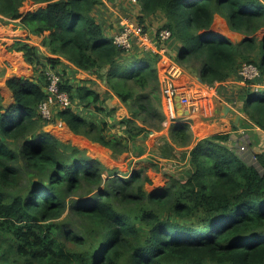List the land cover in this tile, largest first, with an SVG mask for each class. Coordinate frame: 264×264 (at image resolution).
<instances>
[{"label": "trees", "instance_id": "trees-1", "mask_svg": "<svg viewBox=\"0 0 264 264\" xmlns=\"http://www.w3.org/2000/svg\"><path fill=\"white\" fill-rule=\"evenodd\" d=\"M25 1L46 5L23 14ZM101 3L0 0V15L21 19L32 39L52 55L16 41L11 50L23 52L25 61L40 70L32 78L7 80L11 104H4L0 91V264H264V155H254L257 163H249L235 153L230 133L200 139L189 156L182 155L183 161L188 158L187 171L151 192L145 185L152 181L142 168L122 175L109 170L105 178L108 168L100 159L45 129L57 119L117 157L130 152L139 137L163 127L160 56L117 46L115 35L109 36L95 16ZM138 4L146 31L147 19L163 14L162 29L172 33V59L180 66L198 63L204 84L228 81L244 63L256 64L261 74L254 81H263L264 38L256 33L264 28V0ZM217 13L244 35L240 42L201 32L212 27ZM64 59L96 73L109 90L73 84ZM59 65L65 67L61 88L73 105L55 107L48 120L39 110L47 98L44 67L57 71ZM250 86L238 95L241 110L264 130V90ZM115 96L128 106L130 117L114 118L118 108L110 102ZM170 137L173 144L163 142L158 149L162 158L173 159L176 146L192 143L191 121L178 118Z\"/></svg>", "mask_w": 264, "mask_h": 264}, {"label": "crops", "instance_id": "crops-1", "mask_svg": "<svg viewBox=\"0 0 264 264\" xmlns=\"http://www.w3.org/2000/svg\"><path fill=\"white\" fill-rule=\"evenodd\" d=\"M111 1V0H110ZM120 2H123L125 4H130L128 0H119ZM112 2V1H111ZM26 7V6H25ZM33 7V6H31ZM108 8V7H107ZM108 10V9H107ZM107 10H99V15L98 13H95V16L99 22H101L105 29L106 32L108 33L109 36L113 37L116 35L120 29H121V21L124 19V17H121L119 26H117L116 22L115 25L111 23V21H107V23H104L103 20L100 19L101 17H104V11ZM22 12V11H21ZM29 11H26L23 14H26ZM123 14V13H122ZM1 16V15H0ZM221 16H223L221 14ZM220 13H217L214 18V23L212 27H219V31H216L220 35L227 36L230 38L232 41L235 43L238 41L240 42L242 39L240 38V33L238 34L237 32L232 31L228 27V22L227 19L223 16L221 17ZM4 19H7L8 21H11V24H3L2 21H0V37H4L6 39H9L11 42L8 43L10 46L9 49H5V51L0 52V66L6 67L7 64H10L11 59H9L10 56L13 58V53H20L22 55V59L25 63H27L24 59V54L23 52H17V51H12L11 47L13 44L18 41L15 35L9 36L10 33H16L15 25L12 24V22H15L16 20L3 17ZM153 19L156 17L153 16ZM19 20V19H18ZM17 20V21H18ZM160 21L165 22V18L162 16L160 18ZM149 22V21H148ZM21 23V21H20ZM25 28V27H24ZM21 29L18 27V30ZM26 29V28H25ZM24 29V31H25ZM27 30V29H26ZM28 31V30H27ZM29 32V31H28ZM223 33V34H222ZM234 33H237L238 37H234ZM26 35L30 38L27 43L38 46L40 47L41 51L43 54L47 56H52L46 47L41 46V44H38L35 42L31 35L30 32L27 33ZM139 50L140 48L137 47ZM172 51V52H171ZM169 53L170 55L174 56L175 55V50H174V44L169 45ZM3 58V59H2ZM65 66L70 72H74L77 75L78 78V84H86L88 86H91L93 88H96L99 91H106L109 90L104 81L96 74V73H90L85 70H81L77 68L74 64L71 62L67 61L64 59ZM28 64V63H27ZM176 64V62H173L172 60H168L167 57H162L160 61L157 64L158 70H159V77L160 81H162L163 76L166 75L167 71L170 69V67H173ZM15 66V65H14ZM51 66H47L45 69H52L48 68ZM16 68V66H15ZM58 72L61 74L62 77V71H60L59 68H57ZM197 75V76H196ZM35 76V75H34ZM33 76V77H34ZM7 77V78H6ZM6 77H5V82L4 85L0 86V91L3 93L4 90L6 89L8 92V99L4 100V104L8 105L11 104L14 101L12 91L10 88L7 86V80L12 77L8 76V71H6ZM67 77V76H66ZM198 74H193L189 73L188 71L182 72V74L179 76L177 79V82L179 83V86L187 87V88H197L200 89L203 92V101L202 104L198 107L195 108L193 111L191 118L189 119L191 121V129L193 131V134H197L198 132H202L201 136L198 137H204V136H211L215 134H220V133H230V145L233 146L234 151L236 154L239 156H244L248 160L249 163L256 164L257 163V158L254 155H264V130L260 129L258 126H256L241 110V101L238 99V95L240 91L244 89V84L241 82L240 77L238 74L232 76L228 81H225L223 83H216L214 86H208L207 84L201 83L198 80ZM32 78V77H28ZM69 79V78H68ZM71 80V79H70ZM72 82V81H71ZM206 90V93L203 91ZM11 91V92H10ZM163 100V98H162ZM163 104V103H162ZM177 104V103H176ZM110 105L116 106L117 112L115 113L114 118L117 120H120L125 117H130V112L126 104H124L118 97H114ZM230 107V112H228L225 115L224 108L225 106ZM163 110H164V105H163ZM98 118H102V115H98ZM107 120V119H106ZM61 122V121H60ZM63 123V122H61ZM65 124V123H63ZM141 126H143L142 122H139ZM66 125V124H65ZM217 126L214 129V126ZM48 126H51L50 124L46 125L45 129H47ZM67 126V125H66ZM170 128L171 125H166L162 127L160 130H153L149 134L151 135L150 138H148V141H145V137L141 136L139 137V140L137 142V145L132 146V150L130 152L124 153L122 155H119L117 157L118 160L115 162L116 164H108L104 159L101 158V155H95V158L100 159L108 168L106 172L109 170H115L117 167H119V172L120 175L122 174H128L125 170L122 172V169H120V166H123L125 163V160L133 162L135 166L134 168L138 169L137 165L142 168L146 175L152 179L153 181L156 182H162L165 177L162 172V170H165L164 173L169 172L170 170L167 168V163L173 162V163H180L182 161L181 156L183 153L189 155V151L198 143V140L195 144L189 145L187 147H177V155L173 159L167 160L168 162H158V165L156 166L155 170L154 168V161L150 155L157 154L155 152H159L158 149L160 145L164 142H169L172 143V139L170 137ZM195 128L198 130L196 133ZM113 129H110V132H112ZM51 132V131H49ZM114 133L122 134V131L118 130L115 131L113 130ZM204 132V133H203ZM52 133V132H51ZM76 135V134H75ZM80 136V135H78ZM194 138V137H193ZM247 138V139H245ZM243 139L246 140V151L240 150V147L244 143ZM142 140V141H141ZM94 143V142H92ZM193 143V141H192ZM96 144V143H95ZM98 144V143H97ZM100 145V144H98ZM108 149V148H107ZM104 153L105 157L109 158L111 162H114L112 159L115 158L113 156L112 151L109 149V153L105 151ZM103 153V152H102ZM89 154V152H88ZM252 155V156H251ZM89 156H91L89 154ZM99 156V157H96ZM92 157V156H91ZM188 158L186 157L184 162L187 164ZM154 163V164H153ZM156 165V164H155ZM188 167V164H187ZM185 167V168H187ZM115 168V169H114ZM132 171L129 170L128 172L130 173ZM151 180V181H152ZM152 184V183H151ZM157 185V184H156ZM159 186V184L157 185ZM158 188V187H157Z\"/></svg>", "mask_w": 264, "mask_h": 264}, {"label": "rangeland", "instance_id": "rangeland-1", "mask_svg": "<svg viewBox=\"0 0 264 264\" xmlns=\"http://www.w3.org/2000/svg\"><path fill=\"white\" fill-rule=\"evenodd\" d=\"M101 1H102V3L99 4L96 7V14L98 13V15H99V10H102V9L107 10L108 9L107 11H104V17L100 16V19L103 20L104 23H107V21H111L112 25L113 24L115 25V22H116L117 23L116 25L119 26L121 17H124L125 19H133V20L139 22V19H140L139 16L141 14V8H140L138 3H130V4L127 3V4H125L123 2H120L119 0H111L112 2L110 0H101ZM45 5L46 4H36V5H34L33 3L29 2V1H25L24 6L21 8V11H22V13H25L26 11H33L36 8L40 7V6H45ZM31 6H33V7H31ZM162 16H163L162 13H158V14L155 15V17H156L155 19L152 18L153 16L149 17L147 19L149 21L148 22V28H149L148 32L151 35V37L153 38V40H157L158 39L155 35L158 34V31H161V29H162V27H163V25L165 23V22L160 21V18ZM220 16H221V14H220ZM221 17H223V16H221ZM17 20L15 22H12V24L15 25L16 33L15 34L14 33H10L9 36L15 35L18 40H22V41H27L28 42V40L30 38L26 35V32L27 33H29V32L20 23L21 19H19L18 21ZM0 21H2V23L5 24V25L6 24H11V21H8L7 19L2 18L1 16H0ZM18 27H20L22 29L18 30ZM228 27H229V25H228ZM24 29H25V31H24ZM229 29H230V27H229ZM219 30H220L219 27L216 26V27H211L209 30H202L201 32L202 33H206V32H210V31H212V32L214 31L215 33H217L216 31H219ZM237 33H234V37H238ZM217 34H219V33H217ZM256 37L259 40L264 38V28L256 33ZM171 38L172 37H170L167 41L164 42V45L167 46L166 52H165L164 55H159L160 56L159 61H160V59L162 57L165 56V57H167L168 60H172L173 62H175L172 59V56L169 53V45L172 43ZM240 38L241 39L244 38V35L242 33H240ZM9 42H11L9 39H6L4 37H0V51H5V49H9L10 48V46L8 45ZM232 42H234V41H232ZM157 43L159 44L160 41L158 40ZM236 43H238V41ZM257 57H258V52L256 51V52L253 53V56L250 57V59L254 60ZM9 59H11L10 64H7L6 67L0 66V86H2V84L4 85V82L6 80L5 79L6 71H8V76L9 77L10 76H12V77H14V76H18V77H33L34 75H37L38 70H40V67L36 68L33 65L25 63L23 61L22 55L20 53H13V58H12V56H10ZM18 61H22L23 63H18ZM14 65L16 66V68H15ZM175 65H177V64H175ZM254 65L256 66V64H254ZM58 68L60 69V71L63 72V70H64V66L63 65H59ZM181 68H182L183 72L188 71L189 73L191 72L193 74H198L197 72H198V70L200 68V65L198 63H196V62H192V63H187L184 66H181ZM44 69H45V67H44ZM66 73H67V78L71 79L73 84H78V78H77V75L74 72H70L68 69H66ZM261 80H263V81L261 83H259V84H256L255 81H252V83L254 84L253 87L250 86L252 84L251 81H249L250 83L249 82L243 83L245 85L244 88H246L247 86H250L249 88H251L252 91L264 90V79H261ZM192 89L193 90H198V87L197 88H192ZM203 91L205 92V94H207L206 90H203ZM2 95L4 97V100L8 99V95L9 94H8L6 89L4 90ZM161 96H162V92H161ZM91 118H94V117H91ZM95 120H97V119H95ZM185 121L188 122L190 120L187 119ZM50 125L51 126H48L47 129L49 131H51L52 133H54L56 136H58L63 142L71 143L73 146H77V147H79L81 149L87 150V152H89V154L92 157H94V158H95V155L100 154L101 158L104 159L109 165L110 164H114V165L116 164L115 162L118 160L119 157L113 158L112 160L114 162H111V160L109 158L105 157V155H104V153H106L105 151H107L109 153V149H107V148H105L103 146H100L97 143L96 144L92 143L91 140H89L88 138H86L84 136H78V135L73 134L66 127L65 124L61 123L57 119L53 120ZM216 127L217 126L215 125L214 129ZM195 130H196V133H197L198 130L196 128H195ZM151 131H153V130H151ZM151 131H149V132H151ZM149 132L146 134V137L144 139H142V140H144V143H145V141H148V138H150V136H151L149 134ZM201 134H202V132H198L197 134H193L194 138H193V143H191V145L195 144L199 139L204 138V137H198V136H201ZM245 139H247V138H245ZM138 140H139V138H138ZM136 145H137V143H136ZM101 147L103 148V153L102 152L100 153V149H102ZM155 153H157V154H155V156L154 155L153 156L150 155V156L152 158H154L153 162L156 161V162H154L156 165L153 163L154 164L153 166L155 167L154 169L160 171L159 169H156V166L158 165L157 161H159V162H162V161L168 162L167 160H169V159L160 157V155H159L160 151L159 152H155ZM96 157H99V156H96ZM181 158H182V156H181ZM124 162L125 163L123 164V166H120V169H122V172L125 170L127 173H129L128 172L129 170H131V169L135 170L136 169V168L133 167V166H135L133 162L131 163V161H128V160H125ZM136 165H137L138 169H140V166H138V164H136ZM166 166H167V168L170 171L164 173L165 170H162L165 179L162 182H156V183H155V181H153L151 179L152 180V184L147 183L145 185V188L148 191L152 192L157 187L159 188V187L166 186L170 182L171 178L177 177V176H181L188 169V168H185V167H187V164L183 160L180 163H173V162L169 163L168 162ZM116 169L119 170V167H117ZM109 174H110L109 171L105 172L104 173V177L108 178ZM156 184L157 185L159 184V186H157Z\"/></svg>", "mask_w": 264, "mask_h": 264}, {"label": "built area", "instance_id": "built-area-1", "mask_svg": "<svg viewBox=\"0 0 264 264\" xmlns=\"http://www.w3.org/2000/svg\"><path fill=\"white\" fill-rule=\"evenodd\" d=\"M130 3H138V0H128ZM158 39L153 40L148 31L145 30L144 25L133 19H123L121 21V29L114 36V43L125 51H131L135 46L139 47L145 52H152L157 55H164L167 46L164 42L167 41L172 33L169 29H162L155 35ZM160 41L158 44L157 41ZM177 64V63H176ZM183 68V67H182ZM180 65L170 67L166 75L163 77L161 83V92L164 105L165 120L163 127L171 125L181 118L177 113L176 98L180 96L183 108L190 111L192 114L196 107L200 106L203 101V92L179 86L177 79L182 74ZM260 70L253 63H244L239 70V77L242 83L254 81L260 77ZM47 79V98L39 105V110L43 118L51 120L53 117V109L55 107H71L73 105L72 99L68 92L62 90L61 74L54 70L48 69L45 72ZM187 120V118H183ZM189 120V119H188ZM240 147V150L246 151V140Z\"/></svg>", "mask_w": 264, "mask_h": 264}, {"label": "water", "instance_id": "water-1", "mask_svg": "<svg viewBox=\"0 0 264 264\" xmlns=\"http://www.w3.org/2000/svg\"><path fill=\"white\" fill-rule=\"evenodd\" d=\"M22 29V28H21ZM198 80L201 82V83H203V81H202V79H201V77L199 76L198 77ZM176 101H177V113H178V115L181 117V118H187V119H190L191 118V113H190V111H188V110H185L184 108H183V105H182V102H181V98H180V96H178L177 98H176ZM224 113L225 114H227L228 112H230V107H228L227 105L225 106V108H224ZM206 137H208V136H205L204 138H206ZM203 139V138H202Z\"/></svg>", "mask_w": 264, "mask_h": 264}, {"label": "bare ground", "instance_id": "bare-ground-1", "mask_svg": "<svg viewBox=\"0 0 264 264\" xmlns=\"http://www.w3.org/2000/svg\"><path fill=\"white\" fill-rule=\"evenodd\" d=\"M1 52V51H0ZM3 59V58H2ZM18 63H23L22 61H18ZM11 92V91H10ZM204 133V132H203ZM208 136V135H207ZM205 137V136H204ZM100 146H102V145H100ZM102 148V147H101ZM101 152H103V148L102 149H100V153ZM103 155V154H102ZM105 158V157H104Z\"/></svg>", "mask_w": 264, "mask_h": 264}]
</instances>
